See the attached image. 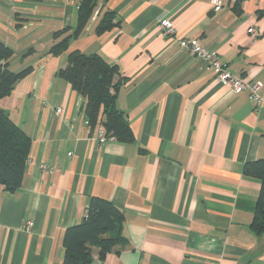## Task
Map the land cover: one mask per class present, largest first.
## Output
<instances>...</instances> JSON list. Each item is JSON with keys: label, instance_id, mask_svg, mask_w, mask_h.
I'll use <instances>...</instances> for the list:
<instances>
[{"label": "crops", "instance_id": "1", "mask_svg": "<svg viewBox=\"0 0 264 264\" xmlns=\"http://www.w3.org/2000/svg\"><path fill=\"white\" fill-rule=\"evenodd\" d=\"M238 3L97 0L79 30L78 0H0L9 67L26 70L0 107L31 137L21 186L0 185V264H63L65 230L94 196L121 208L128 240L104 260L93 247L94 264H264V229L253 226L262 181L244 172L264 158V0ZM165 17L177 38L261 82L262 103L165 37ZM75 51L118 66L116 105L133 140L99 142L102 114L90 126L86 98L59 73Z\"/></svg>", "mask_w": 264, "mask_h": 264}, {"label": "trees", "instance_id": "2", "mask_svg": "<svg viewBox=\"0 0 264 264\" xmlns=\"http://www.w3.org/2000/svg\"><path fill=\"white\" fill-rule=\"evenodd\" d=\"M80 7L79 27L81 30L93 14L97 0H78ZM239 3L236 2L235 5ZM238 12L239 6L235 7ZM110 16L99 28L112 24ZM67 37L53 46L54 52L61 51ZM12 49L0 40V99L9 95L24 71L15 72L9 67ZM72 86L86 98L85 110L90 126H94L102 114L101 126L120 141L134 138L126 115L116 105L113 79L119 73L116 64L108 62L99 54L72 52L68 63L59 70ZM31 137L19 126L7 111L0 107V185L13 192L22 184L29 158ZM247 175L257 176L262 181L253 226L264 229V158L245 164ZM123 211L112 201L92 197L84 219L65 230L63 264H94L93 247L98 248V257L104 260L107 253L119 246H126L127 238L122 232Z\"/></svg>", "mask_w": 264, "mask_h": 264}, {"label": "built area", "instance_id": "3", "mask_svg": "<svg viewBox=\"0 0 264 264\" xmlns=\"http://www.w3.org/2000/svg\"><path fill=\"white\" fill-rule=\"evenodd\" d=\"M234 3L239 0H233ZM211 5L216 9L223 6V0H210ZM163 35L170 39L176 40L181 49H185L195 57L205 61L214 71L216 78L222 84L229 85L233 92L240 93L244 91L249 92V98L257 105L263 101L261 94L262 83L259 81L250 82L241 76L233 74L229 71L225 64L220 59L216 52H212L204 47L198 39L187 37H176V27L173 21L168 18H162L159 22ZM250 33H256L255 28L248 29ZM57 113L61 112V108L56 109ZM98 139L100 143H106L109 140L115 139L114 136L109 135L104 127H100L98 130ZM46 168V166H43ZM33 226V221L27 222V227Z\"/></svg>", "mask_w": 264, "mask_h": 264}]
</instances>
